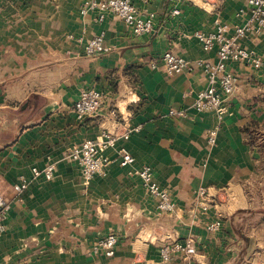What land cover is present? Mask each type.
<instances>
[{
  "label": "crops",
  "instance_id": "1",
  "mask_svg": "<svg viewBox=\"0 0 264 264\" xmlns=\"http://www.w3.org/2000/svg\"><path fill=\"white\" fill-rule=\"evenodd\" d=\"M130 1L152 17L151 33L135 35L111 14L102 21L96 12L81 14L83 0H0V195L8 202L0 264H264V143L257 137H264V70L228 62L237 84L218 123L214 112L192 106L207 84L203 69L168 75L159 59L169 50L216 63V48L204 50L195 33L213 31L219 20L233 35L250 18L247 1L184 0L177 15L173 0ZM100 33L108 51L85 55L86 41ZM240 43L264 57V33L248 32ZM89 88L102 92L103 103L79 120L73 105ZM181 109L184 116L169 113ZM244 127L257 131L252 140ZM127 128L102 151L111 160L105 173L85 181L70 148ZM120 148L132 163L114 160ZM49 164L53 178L33 176L32 168ZM144 165L174 212L157 216L133 172ZM23 178L27 188L16 193ZM201 188L210 194L201 201L206 210ZM218 218L221 226L209 231ZM107 233L118 236L114 254H94L95 239ZM188 236L194 255L162 259L163 245Z\"/></svg>",
  "mask_w": 264,
  "mask_h": 264
},
{
  "label": "built area",
  "instance_id": "2",
  "mask_svg": "<svg viewBox=\"0 0 264 264\" xmlns=\"http://www.w3.org/2000/svg\"><path fill=\"white\" fill-rule=\"evenodd\" d=\"M184 0H173L171 13H179L178 5ZM250 8V18L242 26L235 28L233 35H227L224 26L219 20H215V28L208 33L196 32L195 37L199 40L202 48L209 51L216 48L217 61L210 63L206 60H197L190 62L180 55L169 50L164 51L159 59L162 61L163 70L166 74L172 75L185 70H191L195 65L201 67L206 74L207 84L204 88L198 90L194 97L192 106L198 111H212L215 113L218 123L227 112V99L233 93L237 84V77L228 70L229 61H242L247 65L261 68L264 70V57L257 56L253 51L244 48L240 39L248 32L252 34L264 33V0H246ZM96 12L97 21H102L107 14L120 18L135 35L149 34L153 30V20L151 16H143L130 0H83L80 8L81 14ZM108 47L103 43V34H95L90 37L83 46V52L87 56L101 55L108 51ZM156 64H153L155 66ZM103 103V94L94 88L84 89L73 105V112L77 119L82 120L95 114ZM180 116L186 113L184 110L170 111ZM133 130L127 128L123 134L114 131L105 130L101 136L96 139H85L82 142L73 145L67 157L76 161L80 166L81 176L85 181H89L95 174H104L106 166L110 159L102 154L107 148H114L120 137H127ZM216 129L208 133V142L215 143ZM122 166L133 162V156L125 149L120 148L117 151L116 159ZM137 174L147 193L156 201V214L172 213L175 211V203L170 198L169 193L159 188L154 181L151 168L144 165L133 170ZM34 177L44 174L46 179L54 176V165L49 164L43 170L32 168ZM28 181L23 178L14 186L16 193H20L27 188ZM217 194V193H215ZM213 194V195H215ZM198 200L203 210L206 205L201 204L202 199L210 196L208 190L200 189ZM8 209V202L0 195V233L5 230L3 220ZM221 226V219L209 223L206 228L214 231ZM118 243V236L115 233H107L95 239L91 251L94 254L103 253L106 256H112ZM177 253H182L185 257L196 253V247L193 238L188 236L183 241L177 239L172 243H166L160 248V254L163 260L173 258Z\"/></svg>",
  "mask_w": 264,
  "mask_h": 264
},
{
  "label": "trees",
  "instance_id": "3",
  "mask_svg": "<svg viewBox=\"0 0 264 264\" xmlns=\"http://www.w3.org/2000/svg\"><path fill=\"white\" fill-rule=\"evenodd\" d=\"M242 131L246 134V135H248V137H249V139H253L254 137H255V135L257 134V131L255 132L254 130H250L248 127H244L243 129H242ZM258 134H260V133H258ZM257 137H259V135H257ZM262 143H264V142H262ZM261 148H264V146H261Z\"/></svg>",
  "mask_w": 264,
  "mask_h": 264
},
{
  "label": "rangeland",
  "instance_id": "4",
  "mask_svg": "<svg viewBox=\"0 0 264 264\" xmlns=\"http://www.w3.org/2000/svg\"><path fill=\"white\" fill-rule=\"evenodd\" d=\"M258 138L260 139L261 143L264 142V137H262L261 134H259ZM228 189H230V188H228ZM244 192H246V188L244 189ZM224 193H226V192L224 191ZM232 194L235 196L237 195V193H234V191L232 192ZM225 201H227V198H225Z\"/></svg>",
  "mask_w": 264,
  "mask_h": 264
}]
</instances>
